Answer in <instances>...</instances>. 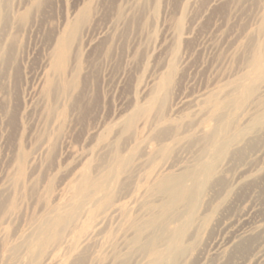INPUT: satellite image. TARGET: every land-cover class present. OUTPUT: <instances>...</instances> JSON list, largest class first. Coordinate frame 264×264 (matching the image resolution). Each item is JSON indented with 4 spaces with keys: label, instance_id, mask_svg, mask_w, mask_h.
Segmentation results:
<instances>
[{
    "label": "rangeland",
    "instance_id": "obj_1",
    "mask_svg": "<svg viewBox=\"0 0 264 264\" xmlns=\"http://www.w3.org/2000/svg\"><path fill=\"white\" fill-rule=\"evenodd\" d=\"M0 5V202L6 201L1 191L18 174L20 159L27 179L37 182L19 201V208L25 205L20 219L0 213V233L15 236L41 214L42 200L54 203L53 193L73 173L96 154H107L98 140L118 139L117 123L134 105L146 104L164 74L173 73L172 117L191 122L199 135L207 132L214 122L200 110L206 97L218 86L249 84L250 66L238 50L247 55L245 45L262 37L264 0H0ZM74 23L80 24L79 32L64 70L69 80L78 75L76 85L68 93L49 94L45 81L58 74L52 70L56 40ZM173 62V72L168 71ZM263 79L256 84L257 94L230 110L229 137L264 115ZM53 110L56 117L49 116ZM146 125L137 121L120 138L132 143L136 134L145 137ZM261 128L235 145L216 170L186 233L184 264H264ZM179 146L177 162H169L167 172L178 171L201 147ZM243 233L253 235L243 242ZM97 248L92 255L102 257L98 264H116L109 247ZM143 258L135 263L147 262Z\"/></svg>",
    "mask_w": 264,
    "mask_h": 264
},
{
    "label": "bare ground",
    "instance_id": "obj_2",
    "mask_svg": "<svg viewBox=\"0 0 264 264\" xmlns=\"http://www.w3.org/2000/svg\"><path fill=\"white\" fill-rule=\"evenodd\" d=\"M79 26L77 23L67 26L65 33L56 40L52 70L58 74L45 81L49 94L56 89L68 93L76 85L78 75L69 80L64 67ZM259 32L262 37L258 42L245 45L249 46L246 47L250 50L249 55L245 54L247 51L238 50L250 66L246 77L249 84L240 81L229 87L218 86L217 91H212L203 102L201 112H208L209 120L214 122L207 132L199 135L190 127L191 122L187 124L172 117L176 109L169 105L173 73L164 74L146 104L134 105L130 115L117 123L119 138L114 142L98 140V148L100 146L107 154L102 151L98 155V150L93 151L97 157L87 161L59 191L53 193L54 203L40 197L44 205L42 212L38 217L34 215L35 219L31 218L33 223L28 224V230L13 233L15 236L12 231L0 233V264H98L102 257L92 254L97 247L106 246L112 251V262L116 264H134L138 256L147 258V262L135 264H184L188 253L186 233L204 192L217 178L216 170L235 145H242V141L264 126V115H261L246 124L244 130L232 137L228 135L234 120L230 110L239 109L257 94L256 84L264 77V6ZM173 65L174 62L168 65V71L173 72ZM55 113L50 111L49 116L56 117ZM140 120L147 124L145 137L139 138L136 134L132 143H124L120 134L133 131ZM184 142L189 148L201 147L192 151L194 156L178 171L167 172L166 165L177 162L178 147L175 146ZM150 144L154 145L152 149ZM23 162L19 160L18 174L1 191L8 196H5V202H0V213L9 220L20 216L25 205L19 208V201L32 193L37 183L27 179L21 168ZM172 223L174 227H170ZM250 235L253 233H243L240 239L245 242Z\"/></svg>",
    "mask_w": 264,
    "mask_h": 264
}]
</instances>
